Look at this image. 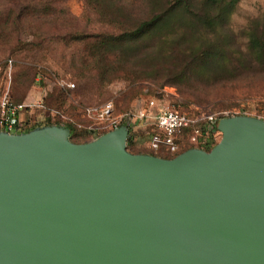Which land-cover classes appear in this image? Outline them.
<instances>
[{
	"label": "water",
	"instance_id": "95a60500",
	"mask_svg": "<svg viewBox=\"0 0 264 264\" xmlns=\"http://www.w3.org/2000/svg\"><path fill=\"white\" fill-rule=\"evenodd\" d=\"M211 150L133 154L120 127L0 132V264H264V120Z\"/></svg>",
	"mask_w": 264,
	"mask_h": 264
},
{
	"label": "rangeland",
	"instance_id": "374dc122",
	"mask_svg": "<svg viewBox=\"0 0 264 264\" xmlns=\"http://www.w3.org/2000/svg\"><path fill=\"white\" fill-rule=\"evenodd\" d=\"M126 1L115 10L131 12L133 19L142 16L143 5ZM255 28L264 35V0H240L221 31L231 58L248 59L239 52L247 53ZM120 32L87 0H0V97L9 92L15 102L33 105L25 113L31 126L71 122L76 144L88 141L82 127L90 121L83 118V108L113 102L115 113L121 114L146 94L186 112L200 108L202 114L264 120L263 68L243 67V60L225 73H185L159 58L153 39L131 53L92 48L98 35ZM62 80L75 83L76 89H62ZM147 146L146 141L127 149L151 153Z\"/></svg>",
	"mask_w": 264,
	"mask_h": 264
},
{
	"label": "trees",
	"instance_id": "16d2710c",
	"mask_svg": "<svg viewBox=\"0 0 264 264\" xmlns=\"http://www.w3.org/2000/svg\"><path fill=\"white\" fill-rule=\"evenodd\" d=\"M123 1L128 3L126 0H87L90 6L98 10L103 21L113 25L118 24L121 29V32L116 35L105 33L98 35L95 43L91 44L96 51L112 50L119 54L136 52L141 43H149L153 39L158 42L156 47L159 58L164 62H171L174 67L181 68L185 73L186 71L200 74L214 73V71L218 74L225 73L229 72L231 65L239 61L240 63L245 61L242 64L243 67L264 69V35H260L257 28L254 29V34L250 38L247 53L239 52L241 56L248 58L247 60L244 57L234 60L231 58L230 48L225 47L226 39L221 31L227 28L230 16L240 0H129L131 2L129 5L140 3L145 7L142 16L138 14L135 19L132 18L131 12L115 10ZM188 112L194 116L202 114L200 108L190 109ZM220 117L221 119L226 118L225 116ZM46 126H60L69 129L72 142L73 138L78 135L71 122L64 124L50 120L44 125L24 127L21 133ZM106 133L108 132L93 135L85 132L84 138L88 137V143ZM148 140L149 137L145 131L131 130L127 148L139 147L141 144H146ZM217 144L205 148V151H211ZM188 150L190 147L187 146L178 154H169L163 150L160 154H167L171 157H162L160 154L157 157L173 159ZM137 154L153 155L144 152Z\"/></svg>",
	"mask_w": 264,
	"mask_h": 264
},
{
	"label": "built area",
	"instance_id": "2783aa9c",
	"mask_svg": "<svg viewBox=\"0 0 264 264\" xmlns=\"http://www.w3.org/2000/svg\"><path fill=\"white\" fill-rule=\"evenodd\" d=\"M59 86L65 90L76 89L75 83L63 80ZM37 105L39 108L44 107L41 102ZM32 108L31 104L16 103L9 92L4 93L0 97V132L21 134L25 127L21 114ZM115 111L113 102L83 108V118L88 119L90 124L82 129L93 135L124 126L129 132L143 130L148 134V148L154 156L163 150L169 154H178L185 146L205 150L218 143L222 137L217 124L223 115L214 113L194 116L166 104L155 95L146 94L144 98L138 99V105L133 104L121 114H116Z\"/></svg>",
	"mask_w": 264,
	"mask_h": 264
},
{
	"label": "crops",
	"instance_id": "0c3cea01",
	"mask_svg": "<svg viewBox=\"0 0 264 264\" xmlns=\"http://www.w3.org/2000/svg\"><path fill=\"white\" fill-rule=\"evenodd\" d=\"M25 113L21 114V120H22V122H24L25 128H27V127H30L31 124H30L29 120L26 118V114Z\"/></svg>",
	"mask_w": 264,
	"mask_h": 264
}]
</instances>
